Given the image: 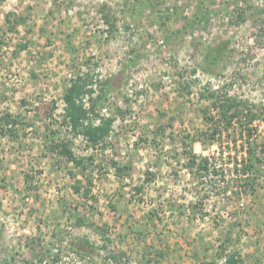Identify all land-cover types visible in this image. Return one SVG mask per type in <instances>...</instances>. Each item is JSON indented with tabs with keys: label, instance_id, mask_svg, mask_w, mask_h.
<instances>
[{
	"label": "rangeland",
	"instance_id": "rangeland-1",
	"mask_svg": "<svg viewBox=\"0 0 264 264\" xmlns=\"http://www.w3.org/2000/svg\"><path fill=\"white\" fill-rule=\"evenodd\" d=\"M85 73L113 81L96 149L60 125ZM263 144L264 0H0V264H264Z\"/></svg>",
	"mask_w": 264,
	"mask_h": 264
},
{
	"label": "trees",
	"instance_id": "trees-1",
	"mask_svg": "<svg viewBox=\"0 0 264 264\" xmlns=\"http://www.w3.org/2000/svg\"><path fill=\"white\" fill-rule=\"evenodd\" d=\"M201 12L202 9H198L196 15L201 14ZM134 62V59H130V61L127 62V66H131L134 64ZM85 75L86 73L75 76L70 80V84L65 88L61 99L64 104V113L62 115V121L60 122V125L69 129L72 136L84 138L90 149H96L101 147L102 141L109 136L111 132L112 121L110 119L99 117V123L94 124L93 117L99 116V112L104 110L108 95L113 89V81L107 79L101 83L97 81V78L95 81L94 78V80L88 79V76ZM95 84H99V89L97 92L93 88ZM230 101H233V99ZM56 108V103L54 101H51V103L45 105L42 111V119L52 120L53 112L56 110ZM214 109L218 115V122L221 123L225 128L232 126L234 121H236V118H238V115L243 112V108H241L240 105H235V103L232 102L215 104ZM2 120V128H8L5 129L4 133L16 135L18 132L16 127L18 124V119L10 115H5ZM206 120L214 121L215 119L207 117ZM247 130L248 137L253 136L251 132L254 130L250 128ZM216 134L217 129L212 131L210 138H215ZM50 149L64 161L72 163L77 167L81 166L84 160H86L84 158L76 157L72 149L68 146L67 142L53 143ZM260 150L261 154L264 156V144L261 146ZM191 159V166L195 165L196 155H192ZM207 161V158H202L197 166L204 168L207 165ZM113 166L116 167V164L113 163ZM244 167L247 169L243 168V175H246V172L250 173L251 171H254L255 168L258 170L264 169V159L259 157L253 158L251 155H248L244 161ZM253 178L254 177H252V179ZM80 243H82V241L78 242L77 244L74 243V246L78 245V247H80V250L78 251L86 252V250H88L87 248L90 247L89 243L86 241L85 243L83 242L84 246ZM239 262L240 260L238 258L234 256H227L224 264H239Z\"/></svg>",
	"mask_w": 264,
	"mask_h": 264
}]
</instances>
